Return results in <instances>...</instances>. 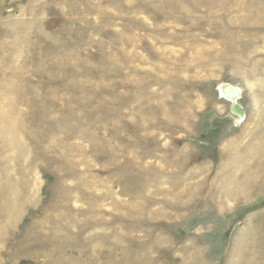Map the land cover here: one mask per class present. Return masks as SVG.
<instances>
[{"label": "rangeland", "instance_id": "obj_1", "mask_svg": "<svg viewBox=\"0 0 264 264\" xmlns=\"http://www.w3.org/2000/svg\"><path fill=\"white\" fill-rule=\"evenodd\" d=\"M0 264H264V0H0Z\"/></svg>", "mask_w": 264, "mask_h": 264}, {"label": "bare ground", "instance_id": "obj_2", "mask_svg": "<svg viewBox=\"0 0 264 264\" xmlns=\"http://www.w3.org/2000/svg\"><path fill=\"white\" fill-rule=\"evenodd\" d=\"M226 87H228V90H226ZM235 89V90H233ZM221 94L223 95V97H225L226 99H228L231 103H234L236 104V100H238V98L240 97V91L239 89L235 88V87H232L230 85H225L223 86L221 89ZM229 91H236V95L237 96H229ZM239 108V106H238ZM241 110V109H240ZM243 113V112H242Z\"/></svg>", "mask_w": 264, "mask_h": 264}, {"label": "water", "instance_id": "obj_3", "mask_svg": "<svg viewBox=\"0 0 264 264\" xmlns=\"http://www.w3.org/2000/svg\"><path fill=\"white\" fill-rule=\"evenodd\" d=\"M226 90H228V87H226ZM235 90V89H233ZM229 96H237L236 95V91H229ZM241 108H238V105L236 104H233L232 106V109H231V112L234 116H237V117H240L242 118L243 117V113H242V110H240Z\"/></svg>", "mask_w": 264, "mask_h": 264}]
</instances>
